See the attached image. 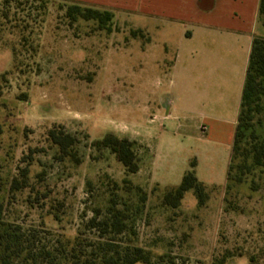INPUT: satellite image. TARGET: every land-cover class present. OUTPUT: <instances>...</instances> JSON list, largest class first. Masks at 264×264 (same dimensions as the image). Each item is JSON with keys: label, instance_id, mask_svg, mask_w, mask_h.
<instances>
[{"label": "rangeland", "instance_id": "374dc122", "mask_svg": "<svg viewBox=\"0 0 264 264\" xmlns=\"http://www.w3.org/2000/svg\"><path fill=\"white\" fill-rule=\"evenodd\" d=\"M200 1L0 0V211L34 252L75 249L99 263L107 248L141 247L151 264H264V169L227 190L236 127L208 118L203 137V114L218 112L168 105L166 75L206 17ZM259 2L215 9L228 26L238 10L258 15ZM76 3L111 11L112 31L70 19ZM52 130L75 139L67 154ZM107 134L134 143L136 173L96 144ZM196 157L206 204L189 190L177 209L164 205Z\"/></svg>", "mask_w": 264, "mask_h": 264}, {"label": "trees", "instance_id": "16d2710c", "mask_svg": "<svg viewBox=\"0 0 264 264\" xmlns=\"http://www.w3.org/2000/svg\"><path fill=\"white\" fill-rule=\"evenodd\" d=\"M258 13L259 23L264 28V0L259 2ZM67 15L72 20H94L101 30L112 31L111 11L76 3L68 8ZM49 136L63 154L68 153L75 141L72 136L55 130L50 131ZM96 144L111 149L128 172L136 173L139 170L133 142L107 134ZM196 165L197 160L194 159L179 185L166 186L164 205L177 209L189 190L193 191L199 207L206 204L209 198L208 186L198 179ZM255 167L264 169V35L256 36L251 46L228 165L227 190L244 183ZM1 215L0 211V264H56V260H63L67 264H151V255L141 247L128 248L125 252L115 251L116 255L111 254L114 250L107 248L103 255L96 254L99 256L96 258L99 263L95 259H87L81 263L75 249L63 258L46 250L36 253L32 246L25 244L19 228L4 220ZM111 225L117 232L123 231V223L119 218H113Z\"/></svg>", "mask_w": 264, "mask_h": 264}, {"label": "crops", "instance_id": "0c3cea01", "mask_svg": "<svg viewBox=\"0 0 264 264\" xmlns=\"http://www.w3.org/2000/svg\"><path fill=\"white\" fill-rule=\"evenodd\" d=\"M217 1H200L205 4L202 7L200 3V12L206 17L197 18L199 26L187 31L184 43L176 50L172 67L166 75L169 80V106L179 104L189 113L199 106L202 110L218 112L209 117L203 114L204 120L198 125L203 137L210 130L204 123L208 118L236 127L252 42L256 36L264 35L256 9L250 15L245 9L238 10V17L237 13L231 14L236 19H232L233 23L227 26L225 21L229 23L230 18L225 20L217 13ZM163 119L171 120V111ZM186 120L189 121V118ZM195 159L197 168L199 160Z\"/></svg>", "mask_w": 264, "mask_h": 264}]
</instances>
